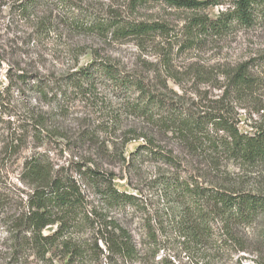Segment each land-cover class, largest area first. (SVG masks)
<instances>
[{"label":"trees","instance_id":"trees-1","mask_svg":"<svg viewBox=\"0 0 264 264\" xmlns=\"http://www.w3.org/2000/svg\"><path fill=\"white\" fill-rule=\"evenodd\" d=\"M43 1L24 0L22 9L29 13ZM139 1L194 11L225 6L216 19L193 21L191 31L202 35L264 25V0ZM163 28L139 23L117 31L144 39ZM6 79L0 115L11 104L3 96L18 85L36 100L59 105L69 100L70 91L80 97L104 89L126 102L149 128L138 137L143 142L129 160L122 159L132 180L140 183L136 193L119 191L116 174L93 158L56 166L40 149L63 143L66 135L49 112L37 114L32 108L19 126L8 128L10 149L21 152L31 139L34 151L24 159L19 177L30 190L17 202L21 210L11 212V204L0 198L7 215L1 219L0 264H244L249 259L264 264V189L243 186L238 173L222 170L223 161L237 168L264 166V125L244 133L229 109L232 96L243 97L256 87L248 64L228 75V89L202 113L168 99L138 75L97 59L54 81L13 74L11 67ZM168 137L187 153L162 148ZM144 166L151 168L147 176Z\"/></svg>","mask_w":264,"mask_h":264},{"label":"rangeland","instance_id":"rangeland-1","mask_svg":"<svg viewBox=\"0 0 264 264\" xmlns=\"http://www.w3.org/2000/svg\"><path fill=\"white\" fill-rule=\"evenodd\" d=\"M23 2L0 0V93L8 85L10 67L13 74L54 81L97 59L138 75L168 99L186 103L192 111L202 113L205 107L216 106L214 102L228 89V75L248 64L256 87L243 97L232 96L229 109L244 133L264 125V25L236 28L221 36L202 35L191 31L193 21L201 17L216 19L225 6L194 11L139 0H44L35 10L24 13ZM139 23L161 25L163 32L142 39L124 37L117 31L118 27ZM90 24H95V28H89ZM69 94V100L61 105L36 100L21 85L3 96L11 104L6 108L7 114L0 115V198L11 204V212L21 210L17 202L30 192L19 177L24 159L34 151V143L29 139L27 149L15 152L6 140L7 129L19 126L32 108L37 114L49 112L54 126L58 125L66 135L63 143H48L40 149L49 152L56 166L69 167L74 158H93L116 174L119 191L136 193L134 188L140 186L132 180L122 159L129 160L143 142L138 137L149 127L109 90L99 89L80 97L71 91ZM80 138L84 141L78 148ZM160 146L187 153V148L172 137L164 138ZM223 162L224 172L238 173L244 179L241 185L264 189L263 165L237 168ZM150 170L144 166L143 174L147 176ZM5 211L6 208L0 209V237ZM244 264L256 263L249 259Z\"/></svg>","mask_w":264,"mask_h":264}]
</instances>
